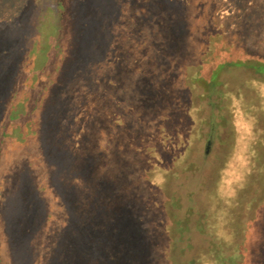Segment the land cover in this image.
<instances>
[{
	"label": "rangeland",
	"instance_id": "1",
	"mask_svg": "<svg viewBox=\"0 0 264 264\" xmlns=\"http://www.w3.org/2000/svg\"><path fill=\"white\" fill-rule=\"evenodd\" d=\"M44 1L0 0V21L15 17L0 22V38L25 17L43 24L31 43L41 47L56 38L54 8ZM104 1L74 0L68 8L70 55L85 66L109 62L86 74L77 90L48 95L55 121L44 142L57 154L49 196L64 204L59 216L66 224L50 231L42 264H182L192 256L199 264H264V0L201 4L190 21L194 32L186 16L195 3L129 0V11L137 12L130 28L145 22L155 36L142 47L119 40L116 19L126 0ZM85 12L105 21L95 51H81L82 33L97 23ZM210 30L220 49L208 60L199 45ZM110 36L118 44L109 52ZM47 56L58 52L51 48ZM63 69L64 76L75 71L67 62ZM194 73L208 82V92L193 82ZM186 153L194 170L180 169ZM22 172L15 198L10 184L2 192L6 207L23 200L19 214L0 226V264H32L42 246L48 205L33 172ZM186 206L198 222L187 231L191 248L180 253L175 236L172 244L168 238L166 212L180 218Z\"/></svg>",
	"mask_w": 264,
	"mask_h": 264
},
{
	"label": "trees",
	"instance_id": "2",
	"mask_svg": "<svg viewBox=\"0 0 264 264\" xmlns=\"http://www.w3.org/2000/svg\"><path fill=\"white\" fill-rule=\"evenodd\" d=\"M72 1L74 0L44 1V6L54 8L55 17L52 31L56 32L57 30V32L55 34L56 38L41 45V47H39L40 45L37 46L35 43H31L29 41V36L34 30H36L35 37L41 34L43 24L39 20L34 23L32 19L29 20L26 19V17L15 22L12 26L13 34H11V36L0 38V75H4V80L6 79V82H3V87L0 88V187L2 188V191H0V226L3 222L6 223L8 219H11V216H17L19 214L16 204L23 200L22 197H19L18 200L14 202L11 200L12 207H6L2 192H4L5 188L10 184L14 190L9 191V193L7 188L6 192L11 194L12 199L15 198V189L17 190L20 186V174L23 173L22 168L24 169L25 167L29 172H33V175L36 177V184L42 185L41 191L44 193V198L48 205L44 232L39 236V240L43 247L40 246V250L35 251L36 255L32 264H42L44 245L49 240L52 241L51 237L54 233L50 231L52 229L56 230L55 228L58 223H61L63 220L59 215L63 211L66 212V208H64V204L61 203L59 196H49V193L52 190V187L49 186L51 180L50 176L57 154L54 153V151L52 152V147L44 142L45 133L50 130V128H54V123H52V121H55L52 119V116H55V113H52L48 110V107H46L49 103V101H47L48 95H51L53 93L51 91L57 88L65 90L66 88L70 89L74 86L73 89L77 90L78 88H76V86L86 83V74L89 72L93 73V69H102L106 65V62H109V59L106 57L103 58V60H99L102 61L100 64L95 63L94 60L91 64L85 66L78 63L79 59L71 56L67 51L66 47L69 43H72L69 37L71 35L70 28L73 21V15L71 10L68 9L69 6L72 5ZM101 1L104 5L105 1ZM208 2L211 3L212 0H188V4L195 3L192 5V9H188V15L186 16V20H188V23H192L193 28L196 24L190 21L192 18L199 15L197 11L200 12L199 9L196 8L201 4L207 6ZM128 4L129 0L122 2L119 15L116 19L118 22H122V30H120L121 37L119 40L123 38L125 41L130 38L129 40L132 44L134 41H141L140 47H142L148 42H151L150 40H152V37L155 38V36L153 32H145V29L147 28L145 22L139 23L134 30H132L134 27L130 28L129 19L133 18L137 12H133L132 15L129 11ZM86 15L88 17H93V20L97 23L88 28V33L90 32V28H92L91 35L88 33H82L85 36V39L83 38L79 43L81 45V51L84 46H87L86 48L90 51H95V47L93 46L97 45L98 48H100L101 45L99 40L95 43L94 39L99 35L102 27L105 26V21L100 14L90 15L86 13ZM9 17L10 18L7 20H1L0 22H13V18L15 17ZM82 25L85 28L88 27L86 24L82 23ZM189 25L191 26V24ZM204 27L206 26H203V28ZM85 28H82L81 32H84ZM196 28L193 29V32ZM199 31L202 34L200 27ZM205 32L207 34L203 35L204 37H207L208 40H204L199 47L204 46V50L201 52L206 53L208 60H210L216 55L220 48L217 47V40L212 37L214 36V34H212L213 31L210 30ZM109 34L112 35V31H110ZM137 35L139 37L141 36V38L137 39ZM197 40L198 39H195L194 43ZM115 43L118 44L117 41H115V38L110 36L107 45V50L109 52L112 50V46H114ZM126 46L125 43L123 47L125 50L128 49ZM51 48L52 50H57L58 56L52 60H48V50ZM208 52L209 54H207ZM235 53L238 55L240 54L238 51H235ZM126 60L127 58L124 57V62ZM64 62L72 64L73 69H75L72 76H64V73H59V71L63 69ZM110 63L112 64L111 61ZM58 74L59 76L56 77ZM66 74L69 73L66 72ZM61 75L63 78L59 79ZM191 76L194 83H198L199 86L201 85L208 92V87L210 86L208 85V82L201 79L202 77L200 74L196 75L194 73ZM69 78L70 80L65 83L64 80ZM188 157L189 155L186 153L182 160L178 162V164L182 166L180 169L194 170V168H196L191 161L187 160ZM261 164L262 163L260 162V165ZM42 175L46 176L45 181L43 180ZM172 203L175 205L174 201ZM184 211L186 213L180 218L173 212L171 214L169 211L168 213L166 212L167 222L172 221V224L175 226L174 227L170 224V234L168 238L172 244V236H175L176 241L179 244L178 251L180 253H183L187 248H191L192 244L189 242L187 231L190 223L198 222V220H195L198 216L191 218V215L196 212L194 208L186 206V210ZM65 221L66 216L62 224H66ZM230 258L238 261L239 255L234 253L231 254ZM182 264L199 263H197L195 257L192 256L183 260Z\"/></svg>",
	"mask_w": 264,
	"mask_h": 264
}]
</instances>
